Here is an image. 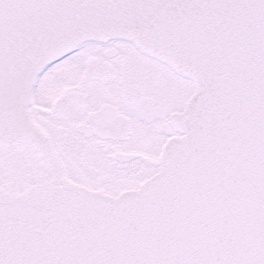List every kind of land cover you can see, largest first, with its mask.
<instances>
[{
    "label": "snow or ice",
    "instance_id": "6c2138e0",
    "mask_svg": "<svg viewBox=\"0 0 264 264\" xmlns=\"http://www.w3.org/2000/svg\"><path fill=\"white\" fill-rule=\"evenodd\" d=\"M0 264H264V0H0Z\"/></svg>",
    "mask_w": 264,
    "mask_h": 264
}]
</instances>
